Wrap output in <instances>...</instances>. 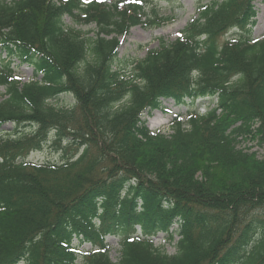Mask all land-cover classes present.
<instances>
[{
	"label": "trees",
	"instance_id": "16d2710c",
	"mask_svg": "<svg viewBox=\"0 0 264 264\" xmlns=\"http://www.w3.org/2000/svg\"><path fill=\"white\" fill-rule=\"evenodd\" d=\"M254 1L199 0L181 35L127 75L114 68L120 37L170 20L152 0H0V129L14 126L0 130V264H264V153L238 145L255 135L264 149ZM13 60L41 80L22 82ZM63 94L75 105L55 106ZM161 98L215 103L176 118L168 137L140 118ZM50 138L59 162L26 160ZM158 232L179 236L173 254Z\"/></svg>",
	"mask_w": 264,
	"mask_h": 264
},
{
	"label": "rangeland",
	"instance_id": "374dc122",
	"mask_svg": "<svg viewBox=\"0 0 264 264\" xmlns=\"http://www.w3.org/2000/svg\"><path fill=\"white\" fill-rule=\"evenodd\" d=\"M153 4L156 5L157 11L161 16L170 17L169 21H166L160 26L153 27H144L143 25H137L132 27L127 35L122 36L121 46L118 50L120 59H123L124 62L118 63L114 68L119 67L127 75L131 73L133 62L136 60L142 59L148 50L156 48L160 44V40L164 39L167 42L174 41L177 37L180 36L182 29L188 24L191 20L196 17V9L199 0H172L171 2H166L165 0H152ZM204 3L213 1V0H202ZM256 9V18L255 23L251 30V35L254 39H260L264 37V3L261 1L254 2ZM63 21L66 26H71L77 29H82L83 31L89 30V35L92 36L95 33L97 27L95 23L89 25H80L74 21V19L64 16ZM238 35V32L234 30L229 31L225 38L232 39ZM224 40V37L221 38V42ZM17 61H14L11 66L15 67V73L21 79L22 82H28L32 78V68L26 66L16 67ZM120 65V66H119ZM39 79V78H38ZM4 88L0 87V102L4 98ZM53 104L57 107H71L75 105V99L70 94H63L58 99L52 101ZM187 109V106L184 104H174L168 100H161L160 108L157 110H146L142 114V120L147 121V125L156 129L161 123L163 126L159 127L161 133L168 136L172 134V130L167 127V124H171L175 120V115L178 113H183ZM205 110H202L204 112ZM32 127H30L31 129ZM14 126L12 124H6L0 130L5 132L12 133ZM18 133H28L29 129L25 131L24 128H19ZM256 136L252 137H243L239 140L238 145L243 149H249L250 152L256 151L257 155L264 153L263 148H259V145L256 144ZM52 138L48 139V142L45 144L44 148L41 151H36L29 154L28 160L34 161L37 163L44 162H59L61 159V154L55 150V147L51 146ZM106 144V143H104ZM63 145V144H62ZM65 145V144H64ZM212 167V170L215 173L221 174V169ZM260 215H264V208L258 210ZM178 240V236H175L173 243ZM108 243L110 245V258L113 262L117 261L119 253V242L115 237L108 238ZM154 242L158 245L163 244L167 253L173 254L175 248L173 243L165 242L163 239V234H159L154 238ZM87 248L89 246H86ZM85 248V246H84ZM85 248V249H87Z\"/></svg>",
	"mask_w": 264,
	"mask_h": 264
}]
</instances>
